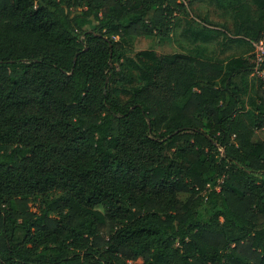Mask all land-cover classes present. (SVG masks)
Instances as JSON below:
<instances>
[{
    "label": "trees",
    "instance_id": "trees-1",
    "mask_svg": "<svg viewBox=\"0 0 264 264\" xmlns=\"http://www.w3.org/2000/svg\"><path fill=\"white\" fill-rule=\"evenodd\" d=\"M195 1L240 54H122ZM263 34L264 0H0V264H264Z\"/></svg>",
    "mask_w": 264,
    "mask_h": 264
},
{
    "label": "rangeland",
    "instance_id": "rangeland-1",
    "mask_svg": "<svg viewBox=\"0 0 264 264\" xmlns=\"http://www.w3.org/2000/svg\"><path fill=\"white\" fill-rule=\"evenodd\" d=\"M184 3L186 10L174 12L167 35L128 37L122 42V54L133 58L141 50H153L164 55L175 52L194 55L203 51L201 53L210 54L214 59H226L243 51L244 45L229 39L232 34L229 12L218 9L208 1H195L190 5ZM204 34L208 39L203 37ZM250 79L255 83L257 77L250 75ZM235 82L239 83L238 77ZM252 95L253 92L250 97ZM255 135L258 137L254 141L264 139V129L258 130ZM30 205L35 211L37 202H31Z\"/></svg>",
    "mask_w": 264,
    "mask_h": 264
},
{
    "label": "built area",
    "instance_id": "built-area-1",
    "mask_svg": "<svg viewBox=\"0 0 264 264\" xmlns=\"http://www.w3.org/2000/svg\"><path fill=\"white\" fill-rule=\"evenodd\" d=\"M252 51L250 61L252 70L250 75L264 81V34L257 40L251 42Z\"/></svg>",
    "mask_w": 264,
    "mask_h": 264
},
{
    "label": "crops",
    "instance_id": "crops-1",
    "mask_svg": "<svg viewBox=\"0 0 264 264\" xmlns=\"http://www.w3.org/2000/svg\"><path fill=\"white\" fill-rule=\"evenodd\" d=\"M256 137H258V136L254 135L253 140H255ZM262 140H263V139H261V140L259 139V140H257V142H258V141H262Z\"/></svg>",
    "mask_w": 264,
    "mask_h": 264
}]
</instances>
